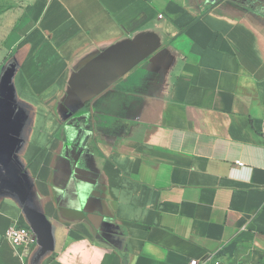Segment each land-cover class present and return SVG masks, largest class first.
<instances>
[{"label": "crops", "instance_id": "0c3cea01", "mask_svg": "<svg viewBox=\"0 0 264 264\" xmlns=\"http://www.w3.org/2000/svg\"><path fill=\"white\" fill-rule=\"evenodd\" d=\"M10 1L0 264L264 251V0Z\"/></svg>", "mask_w": 264, "mask_h": 264}, {"label": "rangeland", "instance_id": "374dc122", "mask_svg": "<svg viewBox=\"0 0 264 264\" xmlns=\"http://www.w3.org/2000/svg\"><path fill=\"white\" fill-rule=\"evenodd\" d=\"M12 4L10 0H0V10L9 8ZM219 264H264V251L255 250L251 246L238 247L221 256Z\"/></svg>", "mask_w": 264, "mask_h": 264}, {"label": "built area", "instance_id": "2783aa9c", "mask_svg": "<svg viewBox=\"0 0 264 264\" xmlns=\"http://www.w3.org/2000/svg\"><path fill=\"white\" fill-rule=\"evenodd\" d=\"M237 165H242L240 161H235ZM5 238L10 244L17 250L19 258L22 260L25 258L29 251L30 246L33 243V239L30 231L21 225L13 224L10 225L5 231ZM209 260H212L210 258ZM191 264H195V261H191ZM214 264H219L218 260L214 261Z\"/></svg>", "mask_w": 264, "mask_h": 264}]
</instances>
